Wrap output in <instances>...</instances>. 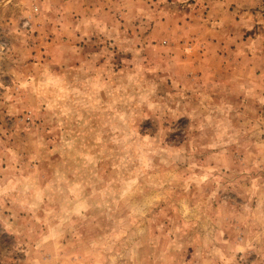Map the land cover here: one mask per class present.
Masks as SVG:
<instances>
[{
  "label": "rangeland",
  "instance_id": "obj_1",
  "mask_svg": "<svg viewBox=\"0 0 264 264\" xmlns=\"http://www.w3.org/2000/svg\"><path fill=\"white\" fill-rule=\"evenodd\" d=\"M0 264H264V0H0Z\"/></svg>",
  "mask_w": 264,
  "mask_h": 264
}]
</instances>
